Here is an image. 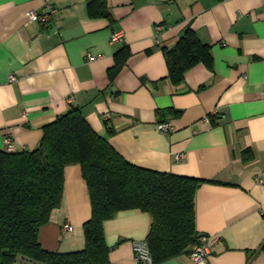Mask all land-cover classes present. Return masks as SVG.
Returning <instances> with one entry per match:
<instances>
[{"label": "crops", "instance_id": "crops-1", "mask_svg": "<svg viewBox=\"0 0 264 264\" xmlns=\"http://www.w3.org/2000/svg\"><path fill=\"white\" fill-rule=\"evenodd\" d=\"M87 4L0 0V149L7 137L15 151L36 148L44 126L77 107L128 162L202 181L195 222L212 238L206 264H264V0H107L110 18L91 16ZM30 10L48 12L47 22H28ZM187 29L210 45L213 65H195L175 85L164 50ZM163 121L168 132L157 129ZM90 216L80 166L67 165L40 245L82 249ZM64 223L73 230L63 233ZM150 226L137 209L106 220L109 264H136L133 243ZM189 254L161 264H194Z\"/></svg>", "mask_w": 264, "mask_h": 264}, {"label": "trees", "instance_id": "trees-1", "mask_svg": "<svg viewBox=\"0 0 264 264\" xmlns=\"http://www.w3.org/2000/svg\"><path fill=\"white\" fill-rule=\"evenodd\" d=\"M87 8L91 16L110 18L107 0H88ZM127 54L126 47L120 49L116 65ZM164 54L168 78L175 85L195 65H213L210 45L192 29ZM108 132L115 131L108 125ZM70 164L80 166L91 216L83 224L82 249L52 252L42 248L38 233L62 203L64 169ZM201 183L128 162L72 107L44 126L36 148L0 149V264H109L104 222L131 209L150 216L144 242L152 264H161L190 252L198 241L195 195Z\"/></svg>", "mask_w": 264, "mask_h": 264}, {"label": "built area", "instance_id": "built-area-1", "mask_svg": "<svg viewBox=\"0 0 264 264\" xmlns=\"http://www.w3.org/2000/svg\"><path fill=\"white\" fill-rule=\"evenodd\" d=\"M28 22L38 21L41 23H45L48 20V12L38 13L37 11L30 10L26 13ZM158 30H161L162 27H158ZM113 42H118L122 40L121 33H114L111 37ZM94 56L88 55V60H93ZM16 80L15 75L9 76V81ZM157 129L162 132H168L171 129V124L169 121H163L157 123ZM4 147L7 151H15V147L13 145L12 139L10 137L5 138ZM73 230V226L69 223H64L62 225V232H71ZM211 246H212V238L206 234H200L198 237V241L191 247L190 250V259L194 264H206L208 258L211 255ZM133 248L135 252V263L136 264H152L147 245L144 241H135L133 243ZM17 264H23V262H19Z\"/></svg>", "mask_w": 264, "mask_h": 264}]
</instances>
